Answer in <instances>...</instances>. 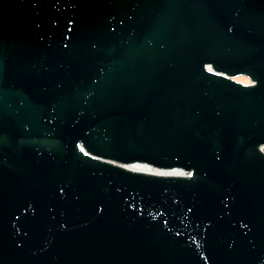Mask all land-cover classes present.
<instances>
[{
	"label": "water",
	"instance_id": "obj_1",
	"mask_svg": "<svg viewBox=\"0 0 264 264\" xmlns=\"http://www.w3.org/2000/svg\"><path fill=\"white\" fill-rule=\"evenodd\" d=\"M0 264H264V0H0Z\"/></svg>",
	"mask_w": 264,
	"mask_h": 264
},
{
	"label": "rangeland",
	"instance_id": "obj_2",
	"mask_svg": "<svg viewBox=\"0 0 264 264\" xmlns=\"http://www.w3.org/2000/svg\"><path fill=\"white\" fill-rule=\"evenodd\" d=\"M235 81L239 82V83H242V84H246V85L249 84L248 79L245 78V77H238V78L235 79Z\"/></svg>",
	"mask_w": 264,
	"mask_h": 264
}]
</instances>
